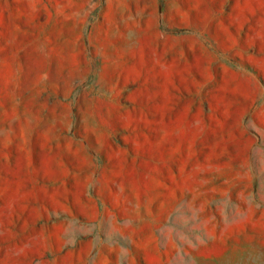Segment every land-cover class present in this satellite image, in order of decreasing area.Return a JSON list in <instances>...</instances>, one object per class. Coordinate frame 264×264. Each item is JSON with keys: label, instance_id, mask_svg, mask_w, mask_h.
Returning a JSON list of instances; mask_svg holds the SVG:
<instances>
[{"label": "rangeland", "instance_id": "obj_1", "mask_svg": "<svg viewBox=\"0 0 264 264\" xmlns=\"http://www.w3.org/2000/svg\"><path fill=\"white\" fill-rule=\"evenodd\" d=\"M0 264H264V0H0Z\"/></svg>", "mask_w": 264, "mask_h": 264}]
</instances>
